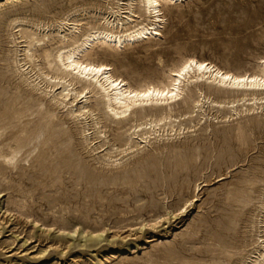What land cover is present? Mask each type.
Returning <instances> with one entry per match:
<instances>
[{"label":"rangeland","instance_id":"rangeland-1","mask_svg":"<svg viewBox=\"0 0 264 264\" xmlns=\"http://www.w3.org/2000/svg\"><path fill=\"white\" fill-rule=\"evenodd\" d=\"M115 1L0 0V151L19 150L14 165L0 158V264H215L226 251L235 264L240 243L253 238L249 220L259 218L264 181L251 186L247 204L231 193L249 190L244 182L264 165V100L236 113L249 102L204 101L187 112L180 99L170 120L141 135L149 126L128 129L131 115L120 122L97 109L80 115L84 98L64 106L60 84L49 89L42 81L49 69L41 47L54 52L73 23L75 35L101 27L104 8ZM160 7L158 35L123 48L102 45L105 52L94 46L90 59L136 85L162 79L187 56L238 73L254 71L264 57V0ZM13 18L20 19L15 28ZM34 29L46 36L30 60L20 36ZM86 96L93 109L94 96Z\"/></svg>","mask_w":264,"mask_h":264},{"label":"bare ground","instance_id":"bare-ground-1","mask_svg":"<svg viewBox=\"0 0 264 264\" xmlns=\"http://www.w3.org/2000/svg\"><path fill=\"white\" fill-rule=\"evenodd\" d=\"M121 1L116 0L104 8L105 16L102 17L104 24L101 27L90 26L75 35L76 30L78 31L79 28L77 23H73L60 34L59 41L61 45L54 52H51L45 46L41 47V58L45 61L44 65L50 73L49 75L41 71L44 75L42 81L44 84L46 83L45 86L49 89H54L60 84V90L57 93L60 104H64V106L66 104L72 105L80 98H84L77 109L78 114L86 115L87 112L92 113L94 109H97L107 118L111 117L117 122L126 120V117L131 115L132 118L128 120L133 122L128 129L135 132L138 128L149 126V130L144 129L141 131V135H148L147 133L154 131L159 123L171 119V105L177 104L180 99V103L187 107V112L193 111L199 103L204 101H208L217 107L227 104L233 105L237 102H249L248 107H244L243 104L244 108L234 109L236 113L254 110L257 104L263 102L264 57H260L254 71L238 73L220 68L210 61L187 56L162 71V79L148 80L136 85H132L116 76L109 64L90 59L89 52L93 50L94 46L105 52L102 45L110 49L123 48L130 44L150 40L158 35L163 21L161 4L177 3L181 0H126V4L124 3L126 6L122 7L126 11L124 15L119 12ZM135 5L138 11L133 10ZM70 13L71 10L67 11L65 18L56 23L58 28L62 27L61 22ZM19 20L18 18L10 19L9 26L15 28L16 25L14 24ZM34 25L36 27L40 26L36 23ZM34 30L33 32L25 30L21 32V36L19 35L25 39L23 40L25 42L23 57L30 60L34 58V52L37 51L40 43L44 42L46 36L45 34L41 38L34 36L36 34V30ZM12 42L16 44L15 38L12 39ZM14 54L13 61L16 63V49ZM37 76L40 77V75ZM49 79L57 81L51 82ZM185 88L187 92L184 95ZM88 94L93 95L95 98L93 109L86 108L85 101L89 98L86 96ZM65 100L67 101L64 102ZM170 126L172 127V125ZM239 133V140L243 143L244 138L241 135V130H239ZM125 141L124 144H128ZM18 151V149H13L8 154L0 151V158L14 165ZM262 173H264V165L260 167L259 173L244 182V186H247L249 190L240 188L231 193L236 202L242 205L253 199L249 191L254 183L264 181L261 177ZM257 198L258 206H256V209L259 218L255 215L249 220V232L253 233V238L249 243L246 241L240 243L239 247H243V253L234 261L235 264H264V245H262L264 244V238H260L261 233L264 235V186ZM248 245H250V248H247ZM232 256L231 251H226L223 255L224 258L217 263L215 262V264H229ZM194 264L204 263L196 262Z\"/></svg>","mask_w":264,"mask_h":264}]
</instances>
